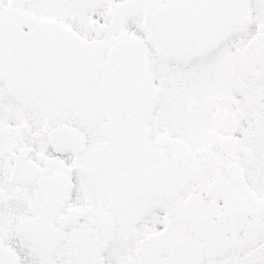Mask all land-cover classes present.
Returning a JSON list of instances; mask_svg holds the SVG:
<instances>
[{
    "label": "snow or ice",
    "instance_id": "6c2138e0",
    "mask_svg": "<svg viewBox=\"0 0 264 264\" xmlns=\"http://www.w3.org/2000/svg\"><path fill=\"white\" fill-rule=\"evenodd\" d=\"M0 264H264V0H0Z\"/></svg>",
    "mask_w": 264,
    "mask_h": 264
}]
</instances>
